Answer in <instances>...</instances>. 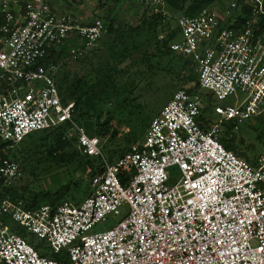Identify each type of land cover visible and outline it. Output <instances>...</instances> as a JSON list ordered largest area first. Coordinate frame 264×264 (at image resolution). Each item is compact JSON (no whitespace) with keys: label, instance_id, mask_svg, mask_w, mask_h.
<instances>
[{"label":"built area","instance_id":"obj_1","mask_svg":"<svg viewBox=\"0 0 264 264\" xmlns=\"http://www.w3.org/2000/svg\"><path fill=\"white\" fill-rule=\"evenodd\" d=\"M132 1L170 14L166 0ZM178 28L181 37L170 48L193 58L200 90L210 91L211 100L178 89L143 140L109 161L102 139L74 121L75 101L63 102L54 76L59 64L46 63L62 48L74 59L87 56L108 31L105 21L58 12L51 0L0 1V138L17 144L70 123L78 149L103 163L91 180L94 192L81 203L32 208L9 191L23 169L5 158L0 264H62L31 245L10 220L45 239L52 253L66 252L71 264H264V150L251 161L222 143L224 124L232 133L238 121L264 111V0L182 14ZM229 97L236 101L226 104ZM206 106L216 119H205ZM172 167L180 177L170 184ZM125 205L128 213L117 225L91 232Z\"/></svg>","mask_w":264,"mask_h":264},{"label":"rangeland","instance_id":"obj_2","mask_svg":"<svg viewBox=\"0 0 264 264\" xmlns=\"http://www.w3.org/2000/svg\"><path fill=\"white\" fill-rule=\"evenodd\" d=\"M230 1L232 0H216L213 5L224 6ZM56 4L60 9L58 12L65 10L75 12L79 16L85 15L86 9L95 8L99 12L98 15H101L99 17L104 18L105 24L109 26L111 22L113 23L116 31L107 32L87 56L74 59L69 54L64 55L54 76L64 102L79 100L74 121L82 126L87 134L98 135L102 139L103 152L120 147L130 149L133 144L143 140L150 123L160 114L175 91L195 85L197 80L185 83L184 79L185 74L192 69L193 58L173 51L170 45L169 51L161 50L159 53L146 56L151 51L157 52L163 45H160L152 34L147 40L142 34L134 35L135 31H131V27L120 26L124 22L132 26L140 24V14L147 8L143 4L129 0H53V5ZM169 12L168 22L160 25L157 30L158 37L162 39L182 15L181 12H171L170 9ZM150 28L152 26H146L149 31ZM135 45L137 49H133L132 57L126 58L124 63L122 52L126 48V51H129L128 49ZM123 74H128L129 79L125 82H122ZM200 92L205 102H208L210 99L208 94L211 92L207 89H201ZM241 97L243 98L242 95ZM213 98L216 102L223 103L215 95ZM235 101V98L229 97L224 102L233 104ZM204 117L216 119L211 109L204 111ZM104 122L106 127L103 128V135L98 125ZM237 125L238 128L231 133V128L224 124L223 139L232 143L244 158L253 161L264 150V111L238 121ZM68 131L72 132V136H76L74 130ZM19 145L6 148V151H9L11 158L19 162L23 169V176L16 186L20 189L26 187L28 191H25V197L31 198L32 194L39 193L37 203L45 204L48 202L41 194L42 191L53 193L69 182L74 185L78 176L74 174L72 166L48 156L43 151L45 147L39 148L41 152L28 154L26 151L21 153ZM74 151H80L77 140H73L72 145L63 153ZM169 175V183L173 184L179 179L180 172L177 167H172L169 169ZM93 192L92 182L85 180L78 186H73L64 199L78 204ZM128 210L129 207L125 205L120 214H109L98 222L91 232H101L114 227L126 216ZM9 223L31 245L38 246L42 253L53 257L49 243L45 239L18 222L10 220ZM57 256L68 260L66 252ZM68 263L71 264L70 261Z\"/></svg>","mask_w":264,"mask_h":264},{"label":"trees","instance_id":"obj_3","mask_svg":"<svg viewBox=\"0 0 264 264\" xmlns=\"http://www.w3.org/2000/svg\"><path fill=\"white\" fill-rule=\"evenodd\" d=\"M215 1L216 0H166L168 8L170 9L171 12H181V14H185L189 16L197 15L199 12H201L204 8L208 6H215L213 5ZM140 19H141L140 24L136 26H132L130 25V23H126V22L120 24V26L131 27V31L137 32V33L134 32V35L138 36L142 34L146 37L147 40H149L152 34V36L154 35V37L157 38L158 43L160 45H163L162 46L163 48L159 50L156 48L157 52L151 51V53H147L146 56L153 55L154 53H159L161 50L169 51V45L175 37L174 30L170 28V30H168L167 32V35L163 37V39L159 38L157 33L159 26L160 25L163 26L165 22H168V18H165L159 13H154L152 9L148 7V9L146 8L144 10V13L141 15ZM147 25L152 26V28H150V31L146 29ZM115 31L116 29L113 27V23L111 22L108 26V32L110 33ZM133 49L136 50L137 46L135 45L132 48L128 49L129 51H126L127 50L126 48L122 52L124 63L126 62L125 61L126 58L128 59L129 57H132ZM67 54L68 53L66 51V48H62V50H60L59 52L52 51L47 56L46 63L52 62L58 65L62 60V58L64 57V55ZM195 72L196 71L193 64L190 72L186 73L184 76L185 83H187L188 81L197 80L194 86L189 87L190 92L200 91V87L198 84L199 77L198 76L196 77V75L198 74H196ZM127 75L128 74H123L122 82H125L129 79ZM79 103H80L79 100H75V111L79 107ZM208 107L209 106H206L204 109H207ZM105 125L106 122L102 123L101 125H98L99 131L102 132L103 135H104L103 128L106 127ZM70 127L71 124L67 123L55 128L33 132L17 144L12 143L11 141H4L0 138V165L5 158H11L9 151H6V148H11L12 146L20 144L18 147L21 153H23V151H26L28 154H32V153L36 154V152H41V149L39 148L45 147L43 151L48 156H51L54 159H58L60 162L70 165L74 168L73 172L78 176V177L76 176L77 178L75 180L74 185H71V183L69 182L66 186H63L61 189L56 190L53 193H49L47 191L41 192V194H43L47 202L52 205H56L62 202L63 200H66L64 199V197H66L69 194V191L73 186H78L80 182H84L85 180L91 181L96 173L101 172L103 170V163L100 157H92L88 154L81 153L80 151L78 152L74 151L68 154L63 153V151H65L69 146L72 145L73 140L78 139L77 136L68 135V130L70 129ZM222 143L225 145L227 149L236 151L232 143L227 142L225 139H222ZM126 151H127L126 148L120 147L118 149H109L107 152L106 151L104 152V155L107 157L109 161H114L116 158L121 157ZM14 155L15 154H13V156ZM11 159L14 160V158ZM9 191L15 197H21L22 199H24L28 207L33 208L39 205L37 203L39 198L38 197L39 193L36 194L34 193L31 195V198H27L25 197L24 194L25 191H28L26 187L20 189L17 186H13L12 188L9 189ZM36 248L39 249L38 246ZM57 255L59 254H55V253L52 254V256L56 257L62 264H69L68 260L66 259L63 260V257H59Z\"/></svg>","mask_w":264,"mask_h":264},{"label":"crops","instance_id":"obj_4","mask_svg":"<svg viewBox=\"0 0 264 264\" xmlns=\"http://www.w3.org/2000/svg\"><path fill=\"white\" fill-rule=\"evenodd\" d=\"M129 1H132V0H129ZM52 5H53V0H52ZM144 6H146L147 8L149 7L148 5H146V4H143ZM53 7H54V9L56 10V11H60V9H59V6H58V4H56V5H53ZM97 7V6H96ZM150 8V7H149ZM139 9H140V6H139ZM138 9V10H139ZM137 10V11H138ZM62 11V10H61ZM86 11V14L85 15H78L77 13V15L82 19V20H84V21H86V22H90V21H92V20H95L96 18H102V17H99V16H101V15H98L99 14V12H98V10L97 9H86L85 10ZM140 11V10H139ZM63 12H66L65 10H63ZM142 12V11H141ZM75 13V12H74ZM144 13V12H143ZM143 13H141L140 15H142ZM139 14V13H138ZM140 15H139V17H140ZM104 19V18H103ZM178 21V20H177ZM108 26V25H107ZM171 29L172 30H174V34H175V37H174V39L173 40H176V39H180V37H181V34H180V32H179V28H178V22H176V24L175 25H173L172 27H171ZM108 32V31H107ZM106 32V33H107ZM105 33V34H106ZM194 64V63H193ZM195 68V67H194ZM196 71V70H195ZM207 109H209V108H207ZM206 109H204V111H205ZM222 139H223V137H222ZM236 152L237 153H239L241 156H242V154L239 152V151H237L236 150Z\"/></svg>","mask_w":264,"mask_h":264}]
</instances>
